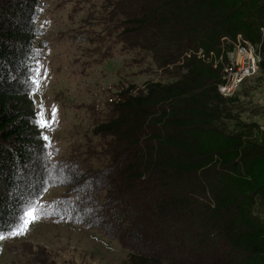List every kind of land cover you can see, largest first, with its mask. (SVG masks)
<instances>
[{
	"label": "trees",
	"instance_id": "trees-1",
	"mask_svg": "<svg viewBox=\"0 0 264 264\" xmlns=\"http://www.w3.org/2000/svg\"><path fill=\"white\" fill-rule=\"evenodd\" d=\"M102 9L104 39L172 66L173 80L123 89L94 125L95 143L58 162L30 97L40 0H0V236L48 187H63L49 217L98 227L127 264H264V130L232 113L237 96L223 98L220 70L195 55L226 60L223 38L241 35L259 47L264 74V0H102Z\"/></svg>",
	"mask_w": 264,
	"mask_h": 264
},
{
	"label": "rangeland",
	"instance_id": "rangeland-1",
	"mask_svg": "<svg viewBox=\"0 0 264 264\" xmlns=\"http://www.w3.org/2000/svg\"><path fill=\"white\" fill-rule=\"evenodd\" d=\"M40 4L37 25L42 32L36 41L42 55L30 97L48 158L68 161L84 152L87 143H95L92 129L105 119L119 92L132 85L142 88L149 81L169 83L175 70L158 68L144 53L108 43L100 25V17L106 16L102 0H40ZM235 96L236 108L229 106L232 113L264 130V74L257 72L223 98ZM69 190L48 187L27 231L13 234L23 226L24 215L13 231L1 235L0 264H127V251L98 227L49 217V209Z\"/></svg>",
	"mask_w": 264,
	"mask_h": 264
},
{
	"label": "built area",
	"instance_id": "built-area-1",
	"mask_svg": "<svg viewBox=\"0 0 264 264\" xmlns=\"http://www.w3.org/2000/svg\"><path fill=\"white\" fill-rule=\"evenodd\" d=\"M261 31L264 33V29ZM223 40L228 41L226 38ZM234 41L232 51L228 53L225 61L222 56L216 57L214 52L203 55L202 50L199 49L195 54L197 59L220 70L222 82L218 90L222 96L232 95L243 81L259 72L261 61L259 47L254 46L241 35H237Z\"/></svg>",
	"mask_w": 264,
	"mask_h": 264
},
{
	"label": "snow or ice",
	"instance_id": "snow-or-ice-1",
	"mask_svg": "<svg viewBox=\"0 0 264 264\" xmlns=\"http://www.w3.org/2000/svg\"><path fill=\"white\" fill-rule=\"evenodd\" d=\"M42 126H46L45 123L43 121H41ZM36 219L35 216V209H30L25 213V217L23 219V226L19 228L18 231H16L15 233H13L14 235H23L27 229L28 226L31 222H34V220ZM3 236H0V239H3Z\"/></svg>",
	"mask_w": 264,
	"mask_h": 264
}]
</instances>
